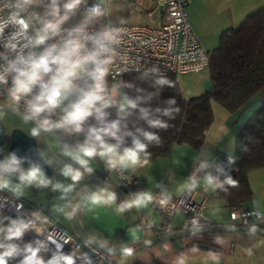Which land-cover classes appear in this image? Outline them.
I'll return each instance as SVG.
<instances>
[{
  "label": "clouds",
  "instance_id": "clouds-1",
  "mask_svg": "<svg viewBox=\"0 0 264 264\" xmlns=\"http://www.w3.org/2000/svg\"><path fill=\"white\" fill-rule=\"evenodd\" d=\"M119 10L114 0H94L91 4L89 0H0V94L23 123L31 125V136L54 138L55 159L46 158L39 147L37 153L63 178L48 177L39 161L20 157L14 151L0 158V191L17 198L30 186L58 193L50 206L51 218L40 210L24 212L21 204L15 205L14 218L0 215V264H9L10 260H16V264H93L79 246L69 252H64L59 242L50 247L57 238L68 242L65 233L49 231L54 219L73 220L84 211L113 206L123 215L153 204L166 208L172 201L163 181L153 186L158 192L137 190L119 203L110 179L95 189L82 183L94 172L96 158L108 173L120 179H126L129 170L146 167L152 155L149 146L162 143L154 130H167L168 121L180 111L174 97L160 98L162 91L174 87V83L158 66L140 73L138 79L147 83V88L122 79L109 83L123 35L119 26L123 21L111 18ZM126 71L122 69L121 75ZM191 163L192 171L178 186L180 193H193L201 182L204 190L213 193L238 187L230 171L233 157L227 158L226 167L215 162L210 148L202 146ZM250 215L253 219L246 222L245 231L249 237H256L264 223V202L255 200ZM232 219H237L235 214ZM226 227L234 229L235 225ZM203 228L201 218L194 216L190 234L197 235ZM30 230L41 238L21 246L18 241ZM213 242L226 244L221 236L214 237ZM163 247L171 251L170 244ZM261 247L264 240H257L245 252L251 257L254 248ZM49 252L45 259L44 253ZM200 252L196 246L179 252L171 264H189L190 258ZM107 253L113 255L111 247ZM221 255L208 250L203 258L220 264ZM132 256V248L123 247L119 264Z\"/></svg>",
  "mask_w": 264,
  "mask_h": 264
},
{
  "label": "crops",
  "instance_id": "crops-1",
  "mask_svg": "<svg viewBox=\"0 0 264 264\" xmlns=\"http://www.w3.org/2000/svg\"><path fill=\"white\" fill-rule=\"evenodd\" d=\"M145 11L153 10V14L159 17V8H154V0H144ZM264 5V0H187L185 11L189 25L193 29L196 37L200 40L205 50L212 51L218 46L219 36L229 28L235 27L253 9ZM210 82L208 75L202 79L200 94L208 90ZM183 94V93H182ZM189 97V96H185ZM264 104V88L257 96ZM257 98H254L257 99ZM253 100V101H254ZM213 122L205 132L202 146L210 148L214 160L221 153L232 154L234 150V135L232 125L238 113H229L221 106L212 103ZM201 146V147H202ZM200 147V148H201ZM199 148V149H200ZM197 149V150H199ZM196 149L182 144L174 145L168 157H158L143 168H138L135 172L129 170L137 176L138 183L143 189L156 190L153 186L156 182L163 181L170 193L174 196L181 194L177 189L185 179L186 172L192 164ZM95 172L99 176L100 184L110 179L115 186L117 193V203L126 197V190L119 181L115 173L104 171L101 164L94 163ZM251 197L245 200L242 207L252 208L255 200L264 202V166L250 169L247 174ZM90 178L84 182L89 184ZM202 182H201V187ZM206 191V190H205ZM207 199L204 215L215 224H228L229 206L223 200L217 198L213 192L206 191ZM195 199L199 201L202 196L197 193ZM176 212L169 222L170 230L182 228L184 216ZM163 215L157 212L151 205L147 209L132 210L123 215L118 214L113 207H98L93 211H84L79 215L82 227L91 238L97 241H107V244L117 245L134 240L151 238L156 234L152 225L162 226ZM225 238V245H218L213 242L214 237ZM257 240H264V235L257 234L256 237H249L246 231L235 230L230 232L204 233L197 235H186L158 242L149 247L143 248L133 253L127 258L125 264H171L172 258L179 252L187 251L196 244H205L210 248L198 247L201 252L197 256L190 258L189 264H213L206 261L203 256L208 250L221 253L220 264H264V247L254 248V255L249 257L245 249L253 247ZM170 244L171 251H165L163 245ZM121 257H113V264H119Z\"/></svg>",
  "mask_w": 264,
  "mask_h": 264
},
{
  "label": "trees",
  "instance_id": "trees-1",
  "mask_svg": "<svg viewBox=\"0 0 264 264\" xmlns=\"http://www.w3.org/2000/svg\"><path fill=\"white\" fill-rule=\"evenodd\" d=\"M219 37L218 46L209 52L208 90L185 97L175 74L166 75L173 81L174 87H166L160 98L174 97L180 111L168 121L170 127L167 130H154L160 135L162 143L149 146L148 151L152 154L150 161L168 157L174 145L185 144L199 149L206 130L213 122L212 103L229 113H238L264 88V5L253 9L237 26L226 29ZM139 75L126 73L122 79L147 88L148 84L139 80ZM233 138V153H221L215 159V162L226 167H229V156L235 160L230 171L238 181V187L229 188L227 193H213L228 206L243 205L251 197L246 174L250 169L264 166V104L253 111Z\"/></svg>",
  "mask_w": 264,
  "mask_h": 264
},
{
  "label": "built area",
  "instance_id": "built-area-1",
  "mask_svg": "<svg viewBox=\"0 0 264 264\" xmlns=\"http://www.w3.org/2000/svg\"><path fill=\"white\" fill-rule=\"evenodd\" d=\"M154 8H159L161 12L158 15L153 14V10L147 11L146 17L149 23H122L119 26L123 29L121 37V44L118 47V57L112 66L109 75V83L118 82L124 77L126 73H141L145 68L153 65L158 66L164 75L173 74H189L198 73L208 69L209 52L205 50L200 40L196 37L193 29L189 25L185 11L187 0H154ZM94 0H89V4ZM127 68L128 71L121 70ZM136 69H139L137 71ZM123 80V79H122ZM6 104V97L0 94V100ZM192 171V164H190L186 175ZM126 179L119 181L126 190V194L137 190H142L139 185L137 176L134 173H125ZM130 178V182L129 179ZM158 192L159 189L153 190ZM199 193L202 199L197 201L195 195ZM207 193L204 188H197L191 194L172 195V201L166 208H160L158 205H151L157 212L162 214L164 223L158 227L150 222L156 234H161L170 231L169 222L176 212L182 213L184 216L182 228H190L191 219L194 216L201 218V223L204 227L217 225L210 221L204 215L206 207ZM0 202L4 204L0 208V215L14 218L17 215L16 204L23 205L22 211L30 212L36 210L35 207L30 206L28 203L13 195L0 191ZM252 208H245L238 204L229 206L228 216L229 221L227 225L246 226V222H251L250 215ZM235 214L237 219L233 220ZM6 223V221H5ZM180 228V229H182ZM259 228L264 229V223L260 224ZM55 230L57 233H65L68 237V242L59 240L58 238L50 243V247L54 248L55 242L62 244V250L69 252L79 246L80 251L85 252L83 245L88 246L86 242L78 237H74L68 231L64 230L59 224L53 222L49 227V231ZM38 237L34 231L25 233L21 241L18 243L23 245L25 242L32 241ZM93 253L88 255L93 264H113L112 255H108L106 251L89 246ZM88 254V253H87ZM45 259L50 256L49 253H44ZM19 259V258H17ZM9 264H16V260H10Z\"/></svg>",
  "mask_w": 264,
  "mask_h": 264
},
{
  "label": "water",
  "instance_id": "water-1",
  "mask_svg": "<svg viewBox=\"0 0 264 264\" xmlns=\"http://www.w3.org/2000/svg\"><path fill=\"white\" fill-rule=\"evenodd\" d=\"M262 105V100L260 98L255 99L248 105H246L241 111H239L235 121L233 122L232 129L234 132H238L242 129L244 124L247 122L248 118L251 116L254 110H257L260 106ZM0 109L3 111H8V112H14L11 110V108L2 102H0ZM15 113V112H14ZM5 131H4V126L3 123L0 122V158L3 154L2 151V146L3 142L5 139ZM9 138V144H8V152H16V154L20 157H27L29 160L33 161H39L41 163V166L45 172V174L51 178L53 174L54 167L51 165H48L45 163L43 160L40 159L38 153H37V148L38 146L36 143V140L30 136H27L24 134V132L20 128H13L10 130V133L8 134ZM38 142L44 152V155L46 158L52 157L55 159V155L52 154V152L49 149V146H47V142L45 139V136L38 138ZM27 164V162H26ZM90 177V189H95L98 185H100L99 181V176L96 172H93L92 174L89 175ZM30 205V204H29ZM31 206V205H30ZM33 207V206H32ZM79 217L77 216L75 219L70 220L72 221V226L74 228L75 233L72 234L74 237H78L82 239L84 242L88 244V246L83 245V248L85 251L88 253V255H91L93 253L92 249L89 248V246L103 250L107 252V248L111 247L113 255L116 256L120 255V251L123 247H131L134 252H137L143 248L149 247L151 245H154L158 242L162 241H167L172 238L176 237H181V236H186V235H191L190 234V228H182L178 230H170L166 231L161 234H157L151 238L148 239H142V240H134L130 241L129 243H121L117 245H110V244H102L101 242L91 238L87 233H85L84 229L80 226V223L78 221ZM227 224H217L214 226H208L204 227L199 234H204V233H219V232H230V231H235V230H242L245 231L246 226H235L234 229H229L226 227ZM258 233L264 235V229L259 228ZM71 234V233H70ZM146 241H150V243H146ZM196 246L201 247V248H210L209 246L205 244H196Z\"/></svg>",
  "mask_w": 264,
  "mask_h": 264
},
{
  "label": "rangeland",
  "instance_id": "rangeland-1",
  "mask_svg": "<svg viewBox=\"0 0 264 264\" xmlns=\"http://www.w3.org/2000/svg\"><path fill=\"white\" fill-rule=\"evenodd\" d=\"M114 3L118 5L120 8L119 11H115L112 14L111 18L114 21L122 20L123 23H149V21L147 20V17L144 15V11L146 10L144 0H114ZM206 74H208L207 70H203L198 73L176 74L175 77L180 87L179 89H181L183 93V96L191 97V96L199 95L201 91L199 87H201L202 79L205 78ZM0 101L3 102L4 100L1 99ZM214 104L215 106H219L216 103ZM0 120H3L4 122L7 121L6 116L1 111H0ZM17 123L19 127H21L22 129L26 131H30L31 125L23 123L21 119H17ZM45 139L47 142V146H49L50 151L52 152V154L55 155L56 148H55L54 138L52 136L45 135ZM94 163L101 164L103 167V162L100 161L98 158L94 160ZM103 169L104 171H106L105 168ZM53 171L54 172L51 177L56 176L57 179H63L62 177L56 174L55 168ZM88 178L90 177L88 176ZM84 181L82 183L86 184V182ZM87 185L89 186L90 182ZM57 195L58 193H54L48 189H43V190L38 189L37 191V188L30 186L26 190L25 195L18 197V198L22 199L26 203L35 207L36 210L42 211L44 215H47L51 218L50 206L56 202L55 197ZM53 222L59 224L61 227L64 228V230L68 231L69 233L71 234L75 233L74 228L72 226V221L65 220L63 217H59V218L54 219ZM79 223H80V226L82 227L81 221H79ZM113 257L115 256H112V258Z\"/></svg>",
  "mask_w": 264,
  "mask_h": 264
},
{
  "label": "flooded vegetation",
  "instance_id": "flooded-vegetation-1",
  "mask_svg": "<svg viewBox=\"0 0 264 264\" xmlns=\"http://www.w3.org/2000/svg\"><path fill=\"white\" fill-rule=\"evenodd\" d=\"M0 111L3 112L4 115L7 118V121H5V122L3 120H0V122L3 123L4 131H5V135H6V137L4 139V142H3V146H2L3 154L1 156V158L4 155H6L7 152H8V144H9L8 134L10 133V130L13 129V128H20L24 132V134H26L27 136H30V137L34 138L36 140V143H37L36 146H38L40 148V150L43 152V150H42V148H41V146H40V144L38 142V138L31 136L30 133H29L30 131H26V130L22 129L21 127H19V125L17 123V119H21V118L19 117V115L17 113L3 111L1 109H0ZM25 167H27V164L26 163H25ZM37 191H38V189H37Z\"/></svg>",
  "mask_w": 264,
  "mask_h": 264
}]
</instances>
